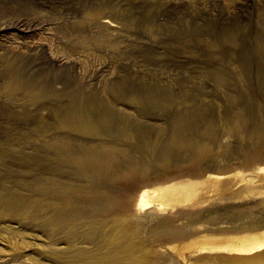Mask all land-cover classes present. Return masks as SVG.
Instances as JSON below:
<instances>
[{
    "label": "rangeland",
    "instance_id": "374dc122",
    "mask_svg": "<svg viewBox=\"0 0 264 264\" xmlns=\"http://www.w3.org/2000/svg\"><path fill=\"white\" fill-rule=\"evenodd\" d=\"M0 4L12 8L0 15L4 22L22 11L21 18L36 19L23 30H0V264H264L244 258L255 253L229 247H193L183 255L172 247L199 236L242 233L232 224L264 215L259 189L225 198L249 185L250 177H261L253 167L264 162V0ZM101 7L133 21L110 26L106 44L84 36L98 33L109 18L87 15ZM47 53L62 57L60 63ZM16 56L22 79L36 80L46 95L30 98L23 88L7 94L4 60ZM238 112L245 116L240 131L232 129ZM208 127L214 133L206 137ZM127 132L133 138L126 139ZM176 141L199 142L211 152L195 166L192 147L181 149ZM105 145L123 149L113 161L106 158L115 167L77 162L89 159L85 148ZM163 148L171 151L169 164ZM218 167L223 173L240 169L227 193L197 204L138 205L144 188L186 186ZM258 184L264 186V178ZM66 192L73 201L64 200ZM240 207L249 210L245 218L213 220ZM170 222L187 233L160 239ZM211 253L224 258H200Z\"/></svg>",
    "mask_w": 264,
    "mask_h": 264
},
{
    "label": "bare ground",
    "instance_id": "6f19581e",
    "mask_svg": "<svg viewBox=\"0 0 264 264\" xmlns=\"http://www.w3.org/2000/svg\"><path fill=\"white\" fill-rule=\"evenodd\" d=\"M2 2V1H1ZM8 2V1H7ZM10 2V1H9ZM4 4V2L2 3ZM8 4V3H7ZM1 5V4H0ZM6 5V4H4ZM9 6V5H8ZM12 6V5H11ZM97 6V5H96ZM3 6L0 7V15L2 17V14H4L5 12H9L12 8H8V9H4V10H1ZM16 7V6H15ZM94 7V6H93ZM18 8V7H17ZM104 8L106 7H101L99 9H97L96 11L94 12H90L88 13L87 15H89L90 17L93 18V20H98V19H101L102 17H109L108 19L106 20H103V22H101V24L98 26L100 27L99 29V32L98 33H93V34H90L88 36L87 35H84L85 36V39L88 40H91V41H97L99 43H105V42H108L110 41V35H109V32H108V29L110 26H132V22L131 19H128V18H121L120 15L118 14V11L116 9H113V8H110V7H107L106 10H104ZM91 10H93L92 8H90ZM19 10V9H18ZM21 10V9H20ZM90 11V10H88ZM120 11V10H119ZM11 12V11H10ZM15 12V11H14ZM23 12V11H22ZM22 12L18 15L17 13H14V15H12L11 17H9L7 19V22L3 21V20H0V30H8V29H13V30H23L24 27L30 22V21H33V20H36V19H30L28 20V18H21V14ZM8 14V13H7ZM17 14V15H16ZM39 15V14H38ZM84 15V13H83ZM122 15V14H121ZM1 19V18H0ZM3 19V18H2ZM42 19V18H41ZM133 19V18H132ZM147 19V18H146ZM150 19V17H149ZM151 20V19H150ZM42 21V20H41ZM79 23V21H78ZM84 21L83 22H80V25L83 26L84 25ZM88 23V22H87ZM38 24V23H37ZM90 24V23H89ZM29 26V25H28ZM76 26V25H75ZM85 27V26H83ZM94 27V26H93ZM96 27V26H95ZM80 28V27H79ZM90 28V27H89ZM84 29V28H83ZM86 29V28H85ZM128 29V28H127ZM77 30V29H76ZM93 30V29H92ZM97 30V29H96ZM110 30V29H109ZM27 31V30H26ZM71 31V30H70ZM74 31V30H73ZM79 31V30H78ZM89 32V31H88ZM76 33V32H75ZM84 33V32H83ZM87 33V32H85ZM91 33V32H90ZM118 33V32H117ZM116 34V33H115ZM80 38V37H79ZM82 38V37H81ZM82 40V39H81ZM83 41V40H82ZM84 42V41H83ZM91 43V42H90ZM113 43V42H111ZM106 44V43H105ZM104 44V45H105ZM114 44V43H113ZM84 45V43H83ZM87 45V44H86ZM117 45V44H115ZM116 47V46H115ZM53 51V50H52ZM55 52V51H54ZM53 52V53H54ZM52 53V54H53ZM51 54V53H50ZM50 54L47 53V56L48 57H51L49 56ZM51 54V55H52ZM58 56V55H57ZM56 54L55 55H52V58H54L56 61L59 60L58 62L60 63V58L62 57H57ZM5 57V56H4ZM23 57V55H22ZM25 58V57H24ZM5 59V58H4ZM19 60L20 58H18L17 56L16 57H13V58H8L5 61V72H7L6 74L8 75V81L7 82V85H6V92L8 95H13L15 93V91L18 89V88H23L26 90V93H28V96L30 98H36V97H41V96H44L46 95V89L44 87H38V85L36 84V80L34 79H30L26 77V79H22V77L19 75V68H18V65H19ZM22 60V59H21ZM56 63V62H55ZM25 77V76H24ZM30 77V75H29ZM33 77V76H32ZM5 86V85H4ZM24 92V91H23ZM60 92V91H59ZM62 93V92H61ZM91 101V100H90ZM92 102V101H91ZM90 104V103H88ZM93 104V102H92ZM97 104V103H96ZM99 104V103H98ZM91 106V104H90ZM98 106V105H97ZM94 109V108H93ZM186 121V120H185ZM188 122V121H187ZM184 123V122H183ZM186 123V122H185ZM190 123V122H189ZM245 123V116L243 114H241L240 112L237 113V117L235 119V121L232 123L233 124V128L232 129H235L236 131H240L242 125ZM179 124V122H178ZM180 124H182L180 122ZM185 125V124H183ZM179 126V125H178ZM181 126V125H180ZM191 126V125H190ZM96 127V126H95ZM184 127V126H183ZM177 128V127H176ZM93 129V128H92ZM180 129V128H178ZM184 130V128H182ZM180 129V130H182ZM214 128L213 127H208V128H205L202 132H203V135H212V133H214ZM177 131V130H176ZM234 131V130H233ZM178 132V131H177ZM183 132V131H182ZM181 132V133H182ZM259 132V131H258ZM185 133V132H184ZM256 133V132H255ZM179 134V133H178ZM176 134L175 132V135H178ZM257 134V133H256ZM93 135V134H92ZM261 135V134H260ZM173 136V137H174ZM133 138V134L131 132H127L125 134V138ZM178 138V136H176ZM207 137V136H206ZM212 137V136H211ZM175 138V137H174ZM176 140V139H174ZM184 141V140H183ZM67 142V141H66ZM65 142V143H66ZM186 142V141H184ZM197 142V141H196ZM202 142V141H201ZM68 143V142H67ZM66 143V145H67ZM176 144L178 145L179 148L181 149H184V148H187V147H192L191 151H193V160L196 161V163H194L195 166H201L202 165V162L203 160L209 155V153L211 152L210 151V147L208 145H204V144H199V142L195 143V144H184L182 141H176ZM61 145V144H60ZM64 145V143H63ZM172 145V144H171ZM153 148V147H152ZM151 148V149H152ZM154 150V149H153ZM84 151V156L88 155L89 156V159L87 160L86 159H77V162L78 163H96V164H99L101 168H106V169H110L112 168V166H114L113 164L114 163H110L111 159L113 161V158L112 156H115L117 155L118 153L120 152H123V149L121 147H117V146H107L105 145V147L102 149H98V148H85ZM128 151V150H127ZM149 151V150H148ZM151 151V150H150ZM153 152V151H152ZM121 155V153H120ZM160 155L164 156V164H169V161L171 160L170 157H171V151L167 148H163L162 150H160ZM79 157V156H78ZM107 157H111L110 160L109 159H106ZM166 157V158H165ZM212 157V156H211ZM210 157V158H211ZM115 159V158H114ZM201 162V164H200ZM261 163V162H260ZM115 167V166H114ZM216 167V166H214ZM238 167V166H237ZM237 167H234V169L232 171L228 170L227 171H230V172H227L226 173H223L221 172L222 169L220 170L219 168L221 167H218V171H213V172H208L206 173L204 176H202L200 179L190 183V184H187L186 186H177V184H164V185H159V186H154V187H149V188H144L141 190L139 196H138V205L142 208H145V207H148L151 203L153 204H156V206H167V205H176V204H197V203H200V202H204V201H207L209 199V197H213L217 194H223V193H227L231 190V188L233 187L232 184L229 183V179L231 178V176H235L237 175L238 173V170H240L239 168ZM148 169V168H146ZM212 169V168H211ZM232 169V168H231ZM253 169H255L257 172H259V175H261V177H250V180L248 183L249 185H246V182H245V187L243 186L242 188L236 190V191H233V192H230L228 195H225V198H232V197H236L237 196L241 197L242 196V191L243 189L248 191L249 195L250 193H255L257 191H262L264 192V186L263 185H259L258 183L261 182L264 178V162H262L261 164H258L256 166L255 164V167H253ZM142 170V169H141ZM214 170V169H213ZM220 170V171H219ZM250 171V170H249ZM109 172V171H108ZM203 172V171H202ZM124 173V172H123ZM126 174V173H125ZM91 175V174H90ZM93 175V174H92ZM95 175V174H94ZM106 175V174H105ZM116 175V174H115ZM202 175V174H201ZM249 178V177H248ZM259 189V190H257ZM263 189V190H261ZM260 192V193H262ZM67 193V192H66ZM258 193V192H257ZM65 194V193H64ZM96 194V193H95ZM99 195V194H98ZM244 195V194H243ZM258 195V194H257ZM218 196V195H217ZM109 197V196H108ZM114 198V197H113ZM224 198V197H223ZM112 199V197H111ZM110 199V201H111ZM64 200H66L68 203L73 201V197L71 194L67 193L65 195V198ZM109 201V202H110ZM264 202V198L262 200ZM0 202H2V199L0 197ZM111 203V202H110ZM95 205V204H94ZM26 206V205H24ZM245 206V205H244ZM20 207V206H19ZM28 207V206H27ZM242 207V206H241ZM238 208L236 210H233L227 214H218L219 216H214L213 220H224L225 218L229 219L230 221L232 222H235L239 219H242L243 216H246V214L249 213V210L248 209H245V208ZM232 208V207H231ZM230 209V208H229ZM234 209V208H233ZM19 210V209H18ZM24 210V209H22ZM157 210V209H156ZM213 210V208H212ZM251 210V209H250ZM253 210V209H252ZM260 210V209H259ZM17 211V210H16ZM31 211V209H30ZM155 211V209H154ZM162 211V210H161ZM10 212V211H9ZM12 212V211H11ZM211 212V211H210ZM260 212V211H257V213ZM263 212V211H261ZM215 213V212H214ZM213 213V214H214ZM21 214V213H20ZM211 214V215H213ZM217 214V213H216ZM255 215H251V216H254L252 217L251 219H248L246 221H248L247 223H243L242 225L238 226L236 225V222L233 223L232 225V229L233 230H238V231H241V230H244L242 231V233H239V234H216L214 236H207V235H204V236H199L197 237L196 239L194 240H190V241H187V242H183L181 244H176L175 246H172L174 249H176V251H178L179 253H181L182 255L185 253V251L187 249H190L193 247L196 249V250H200L202 252H206V251H209V250H214V249H217V248H221L223 247H229V248H232L236 251H238V253H245V254H251V253H255L254 256H247V257H244L245 259H248L249 262L251 261H259L261 263H264V215L261 216L260 218H258V215H256V212L254 213ZM263 214V213H262ZM260 215V213H259ZM157 216V215H156ZM166 216V215H165ZM250 216V215H248ZM245 218V217H243ZM76 219V218H75ZM137 220V219H136ZM148 221V220H147ZM170 221V219H169ZM173 221V220H172ZM171 221V222H172ZM228 221V220H227ZM245 221V222H246ZM75 222V221H74ZM99 222V221H98ZM160 222V221H159ZM168 222V221H167ZM167 224V229L163 230L162 228V235L160 236V239H164V241H169L171 242L172 239H174L175 237H178V236H181L183 234H186L187 231L185 230V228H180L178 226H175L173 224ZM176 222V221H175ZM244 222V221H243ZM162 223V222H161ZM70 224V223H69ZM93 224V223H92ZM91 224V225H92ZM90 225V226H91ZM97 225V224H96ZM95 225V226H96ZM116 225V224H115ZM155 225V224H154ZM93 226V225H92ZM118 226V225H116ZM111 227V226H110ZM151 227V226H150ZM154 227V226H153ZM93 228H97V227H93ZM157 228V227H156ZM159 228V227H158ZM227 228V227H226ZM230 228V226H229ZM114 229V228H113ZM124 229H126V225H123V222H122V225L120 226V231L121 233H124ZM143 229V228H142ZM161 229V228H160ZM217 229V228H216ZM222 228H220L219 230H221ZM88 230V229H87ZM91 230V229H89ZM97 230V229H96ZM95 230V231H96ZM206 230V229H205ZM218 230V229H217ZM225 230V229H224ZM228 230V228L226 229ZM77 231V230H76ZM112 231V230H111ZM200 231V230H199ZM99 232V231H98ZM98 232L96 233V235L98 234ZM151 232H154V231H151ZM161 232V231H160ZM74 233V232H72ZM78 233V232H77ZM103 233V232H102ZM116 233V232H115ZM156 233V232H155ZM71 234V233H70ZM76 234V233H75ZM113 234V233H112ZM111 234V235H112ZM160 234V233H159ZM87 237H88V234H86ZM124 235V234H123ZM128 235V234H127ZM158 235V234H156ZM100 236V235H98ZM124 237V236H123ZM148 237V236H147ZM145 237V238H147ZM68 238V237H67ZM70 238V236H69ZM92 238V237H91ZM97 238V237H95ZM106 238V237H105ZM108 238V237H107ZM110 238V237H109ZM158 238V237H157ZM72 239V238H71ZM101 239V238H100ZM131 239V238H130ZM148 239V238H147ZM152 239V238H151ZM68 240V239H67ZM177 240V239H175ZM108 241V240H107ZM110 241V240H109ZM123 241V240H122ZM141 241V240H140ZM153 241V240H152ZM94 242V241H93ZM98 242V241H97ZM126 243V242H125ZM149 243V242H148ZM99 244V243H98ZM101 244V243H100ZM107 244V243H106ZM130 244V243H128ZM104 245V244H103ZM123 245V244H122ZM121 245V246H122ZM144 245V244H143ZM142 245V246H143ZM147 245V244H145ZM96 246V245H95ZM118 246V245H117ZM120 246V247H121ZM136 246V245H135ZM137 247V246H136ZM95 248V247H94ZM103 248V247H102ZM147 248V247H146ZM82 249V248H80ZM101 249V248H100ZM116 249V248H115ZM122 249V248H121ZM129 249V247L126 248V250ZM131 249V248H130ZM137 249V248H136ZM139 249V248H138ZM226 249V248H225ZM97 250V249H96ZM104 250V249H103ZM125 250V251H126ZM134 250V249H133ZM100 251L102 250H99V253ZM105 251V250H104ZM223 251V250H222ZM235 251V252H236ZM87 252V251H86ZM89 252V251H88ZM95 252V251H94ZM115 252V251H114ZM122 252V251H121ZM140 252V251H139ZM84 253V252H83ZM90 253V252H89ZM109 253V252H108ZM75 254H78V251L77 253ZM85 254V253H84ZM101 254V253H100ZM129 254V253H128ZM141 254V253H140ZM200 254V253H199ZM212 254V253H211ZM211 254H206V255H203V257H200L201 259L203 260H208V261H216L217 259H221V258H224V257H219V256H215V255H211ZM258 254V255H257ZM81 256V254H79ZM87 255V254H86ZM142 255V254H141ZM57 256V254H56ZM100 256V255H99ZM124 256V255H123ZM122 256V257H123ZM125 256L126 253H125ZM130 256V254H129ZM223 256V255H222ZM225 256V255H224ZM234 256V255H233ZM59 257V256H58ZM64 257V256H63ZM92 257V256H91ZM102 257V256H100ZM106 257V255L104 256ZM131 257V256H130ZM65 258V257H64ZM75 258V256H74ZM228 258H231L228 257ZM130 259V258H128ZM127 260V259H126ZM226 260L227 257H226ZM239 263V262H238ZM253 263V262H251ZM128 264V263H127ZM133 264V263H131ZM151 264V263H150ZM153 264V263H152Z\"/></svg>",
    "mask_w": 264,
    "mask_h": 264
}]
</instances>
